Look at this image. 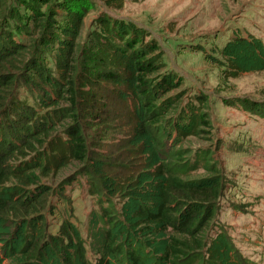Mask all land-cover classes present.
<instances>
[{"label":"trees","instance_id":"16d2710c","mask_svg":"<svg viewBox=\"0 0 264 264\" xmlns=\"http://www.w3.org/2000/svg\"><path fill=\"white\" fill-rule=\"evenodd\" d=\"M60 2L57 31L34 0L21 4L31 9L33 37L0 26V264H254L224 228L208 232L224 178L210 156L186 158L180 145L210 122L194 100L179 109L182 96L170 93L181 82L164 71L157 42L136 23L102 13L79 50L92 6ZM41 46L52 49V68ZM210 55L228 77L264 70V41L254 34L235 35ZM117 103L128 130L111 148L91 149L89 119ZM234 105L264 118V101L238 98ZM75 163L80 169L61 190L48 182ZM202 167L213 173L190 177ZM80 175L98 197L87 237L72 216L53 232L51 198Z\"/></svg>","mask_w":264,"mask_h":264},{"label":"rangeland","instance_id":"374dc122","mask_svg":"<svg viewBox=\"0 0 264 264\" xmlns=\"http://www.w3.org/2000/svg\"><path fill=\"white\" fill-rule=\"evenodd\" d=\"M60 1L34 0L49 13L56 31L65 13ZM87 1L92 7L78 39L79 50L100 14L130 20L147 29L148 38L157 42L164 71L179 77L180 87L170 93L182 96L179 109L194 100L205 112L210 126L201 136L185 139L180 147L187 151L186 158L206 153L217 168L215 173L224 178V191L208 232L224 228L244 256L254 264H264V118L234 105L238 98L264 101V70L228 77L210 55L218 56L217 51L235 35L254 34L264 41V0H124L122 7L109 6L105 0ZM3 2L0 26L24 28L18 29L21 37H33L28 30L33 28L31 9L21 5L28 0ZM46 47L41 46L44 61L52 68L53 52ZM25 90L20 88L22 96L29 94ZM120 109L117 103L105 109L103 117L89 119L86 134L91 149L107 150L123 138L128 128L118 121ZM169 116H176V111ZM80 167L72 164L48 182L60 189ZM212 173L202 167L190 177ZM60 190L51 198L57 212L48 216L51 230L56 232L61 220L72 216L87 237L88 215L98 206V197L89 193L87 178L81 175L63 193Z\"/></svg>","mask_w":264,"mask_h":264}]
</instances>
